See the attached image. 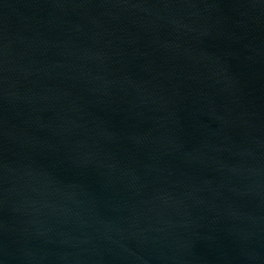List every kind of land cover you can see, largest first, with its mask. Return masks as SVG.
Masks as SVG:
<instances>
[{
    "label": "water",
    "instance_id": "95a60500",
    "mask_svg": "<svg viewBox=\"0 0 264 264\" xmlns=\"http://www.w3.org/2000/svg\"><path fill=\"white\" fill-rule=\"evenodd\" d=\"M0 264H264V0H0Z\"/></svg>",
    "mask_w": 264,
    "mask_h": 264
}]
</instances>
